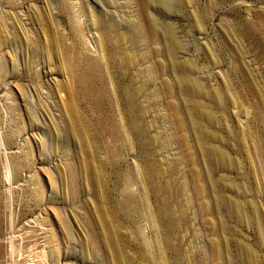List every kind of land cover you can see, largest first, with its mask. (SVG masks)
Listing matches in <instances>:
<instances>
[{
	"label": "rangeland",
	"instance_id": "1",
	"mask_svg": "<svg viewBox=\"0 0 264 264\" xmlns=\"http://www.w3.org/2000/svg\"><path fill=\"white\" fill-rule=\"evenodd\" d=\"M0 264H264V0H0Z\"/></svg>",
	"mask_w": 264,
	"mask_h": 264
}]
</instances>
